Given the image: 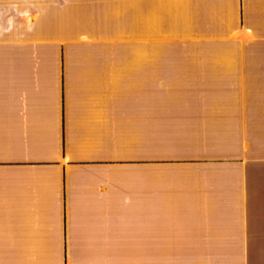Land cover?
Listing matches in <instances>:
<instances>
[{
	"label": "crops",
	"instance_id": "crops-1",
	"mask_svg": "<svg viewBox=\"0 0 264 264\" xmlns=\"http://www.w3.org/2000/svg\"><path fill=\"white\" fill-rule=\"evenodd\" d=\"M0 264H264V0H0Z\"/></svg>",
	"mask_w": 264,
	"mask_h": 264
},
{
	"label": "rangeland",
	"instance_id": "rangeland-1",
	"mask_svg": "<svg viewBox=\"0 0 264 264\" xmlns=\"http://www.w3.org/2000/svg\"><path fill=\"white\" fill-rule=\"evenodd\" d=\"M168 85L162 84V46L153 45L151 51V95H167ZM162 131L152 125V140L160 139Z\"/></svg>",
	"mask_w": 264,
	"mask_h": 264
}]
</instances>
